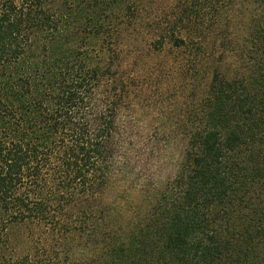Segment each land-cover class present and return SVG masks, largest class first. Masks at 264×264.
Here are the masks:
<instances>
[{"label": "trees", "instance_id": "1", "mask_svg": "<svg viewBox=\"0 0 264 264\" xmlns=\"http://www.w3.org/2000/svg\"><path fill=\"white\" fill-rule=\"evenodd\" d=\"M51 1L0 0V264H58L56 249L68 260L79 237L96 264H264V0L246 43L230 50L194 39L229 0H180L158 26L153 51L188 53L187 70L200 64L203 79L192 116L161 130L182 141L177 170L160 187L152 180L144 217L126 236L107 223L103 194L117 172L127 175L136 148L160 150L142 134L136 143L123 110L142 84L123 75L112 44L101 63L88 41L107 42L104 20L132 0ZM217 55L221 65L233 60L232 74L211 68ZM14 223L31 235L44 228L49 249L35 242L7 255L3 233ZM137 235L128 252L125 238Z\"/></svg>", "mask_w": 264, "mask_h": 264}, {"label": "rangeland", "instance_id": "2", "mask_svg": "<svg viewBox=\"0 0 264 264\" xmlns=\"http://www.w3.org/2000/svg\"><path fill=\"white\" fill-rule=\"evenodd\" d=\"M179 1L132 0L130 1L133 2L132 4L129 2L119 10L114 9L109 16L110 20H104L105 28L102 34L107 42L94 39L93 36L88 41V47L95 52L94 60H100L101 63L107 60L108 53L105 49L109 50L108 45L112 44L111 48L120 52L125 73L123 75L137 79L135 84H142L141 89L135 91V96L131 99V108L125 107L123 110L125 114L130 113V116H134L136 143L140 142L141 136L144 135V143L147 142L151 147L160 150L158 157L156 151L150 155L145 154L142 148H136L130 156L132 164L126 170L127 175H120L117 172L109 181L103 194L104 212L106 216H109L107 223L109 225L111 223L110 226L114 232L125 236L144 217L148 204L146 192L152 190V180L157 181L160 187L177 170L182 141L178 138L176 141L171 138L168 141L161 130L167 131L171 125L177 126L175 122L179 114L181 117L192 116L195 112L192 105L197 100L194 96L195 89L203 79L202 74L198 76V72L201 71L200 64L196 66V69L200 70L197 73L193 69L187 70L193 58L188 53H177L167 44L162 52L153 51L158 26H163L166 19L175 14ZM51 2L52 7L56 8L57 0ZM259 2L260 0H237L236 2L229 0L226 1V8L223 7L225 10L221 14L212 15L209 10L208 23L195 32L194 39L197 42L203 41L206 48L219 46L220 48L228 47L230 50L245 44L248 39V27L252 19L259 15ZM127 8L132 10L128 11ZM119 18H123L122 21L119 22ZM182 32L184 36L186 31ZM223 38L226 41L223 42ZM230 61L233 60L227 57L222 60L221 65V58L217 55L211 60V68L216 65L219 68L221 65L225 73L232 74ZM202 71H205V68ZM196 93L198 97L199 92L196 91ZM138 169L144 170L140 173L144 176L139 179L135 176ZM149 174H154L153 179L150 180ZM42 230L44 228H38L31 235L26 225L10 224L3 233L6 240V254L21 256L35 246V242L38 246L44 244L48 250L49 242L45 244L42 241L43 235L40 236ZM140 236L125 238L128 252L133 250ZM88 244L85 237L68 241V248L73 252L67 256V260L63 249L57 248V252L62 251L57 263L96 264V258H89V255H86L89 250ZM54 255L52 251L47 254L52 257H55ZM259 257V261H264L262 256Z\"/></svg>", "mask_w": 264, "mask_h": 264}]
</instances>
